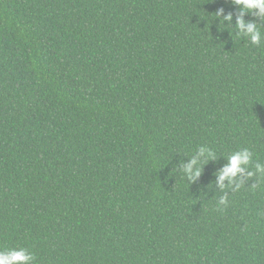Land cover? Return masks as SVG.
Wrapping results in <instances>:
<instances>
[{"label":"trees","instance_id":"16d2710c","mask_svg":"<svg viewBox=\"0 0 264 264\" xmlns=\"http://www.w3.org/2000/svg\"><path fill=\"white\" fill-rule=\"evenodd\" d=\"M0 264H264V0H0Z\"/></svg>","mask_w":264,"mask_h":264}]
</instances>
